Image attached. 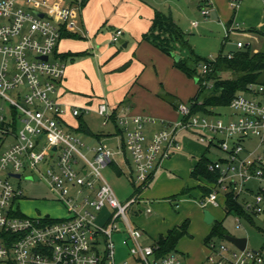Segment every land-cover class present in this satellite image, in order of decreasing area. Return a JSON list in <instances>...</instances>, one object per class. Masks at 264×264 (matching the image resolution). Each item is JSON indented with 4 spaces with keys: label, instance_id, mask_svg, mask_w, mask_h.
Masks as SVG:
<instances>
[{
    "label": "built area",
    "instance_id": "built-area-1",
    "mask_svg": "<svg viewBox=\"0 0 264 264\" xmlns=\"http://www.w3.org/2000/svg\"><path fill=\"white\" fill-rule=\"evenodd\" d=\"M239 2L230 0L233 7ZM209 14L210 9H202V15ZM70 16V6L52 5L49 0H0V147L13 140L0 149V264H131L129 259H117L115 235L121 231L126 233L123 245L138 264H183L177 253L158 257V244L144 245L143 232L132 225L127 211L148 186L159 156L169 158L174 148L181 147L179 133L196 127L211 132L210 139L200 134L201 140L222 152L208 165L217 178L203 205H220V195L226 199L233 195L247 212L264 215L262 83H250L245 92L233 98L229 106L236 116L226 121L220 113H192L191 105L181 102V118L162 120V127L149 142L145 126L158 123L155 117L119 115L117 120L125 128V146L133 159L134 181L141 189L128 201L119 200L103 174L114 152L106 144H87L68 131L62 121L67 109L54 98L67 69V64L55 57L62 36L60 25L72 24ZM122 33L117 29L112 42ZM238 46L243 47L244 42L238 41ZM228 56L233 57V53ZM208 71L210 63L206 62L202 72ZM203 84L212 87L213 81L204 80ZM8 90H17L18 99ZM89 110L75 107L72 113L79 116ZM97 112L104 124L112 118L105 102L99 104ZM250 136L256 137L253 148L244 144ZM9 177L44 181L66 214H25L19 205L23 190ZM121 219L125 228L118 224ZM237 221L240 227L239 216ZM208 247V264H264V254L248 247L230 248L213 240Z\"/></svg>",
    "mask_w": 264,
    "mask_h": 264
},
{
    "label": "crops",
    "instance_id": "crops-1",
    "mask_svg": "<svg viewBox=\"0 0 264 264\" xmlns=\"http://www.w3.org/2000/svg\"><path fill=\"white\" fill-rule=\"evenodd\" d=\"M49 1L52 5L70 6V17L73 21L72 24L60 25L63 35L55 51V57L67 64L66 75L57 84L54 94V98L67 109L63 115V125L87 144L103 143L114 152L113 161L105 168L115 165L118 174L125 175L132 181L134 191L129 200L135 195L138 185L134 181L133 159L125 146V128L118 122L117 117L122 114L155 117L158 123H147L145 126L146 142H149L153 133L162 127V120L177 121L181 118L178 105L187 99L191 100L199 88L196 79L186 76L174 66L172 56L143 40L144 33L152 26L156 10L170 14L181 29L184 14L173 5L178 2L176 0ZM184 3L186 4H183V8L189 7L187 11L190 13L194 12L192 8L196 5L201 14L203 8L210 9L209 16L215 14L220 22L227 24L228 28L232 27L234 35L246 36L260 47L256 52H264V40L258 37L260 33H264V0H240L237 7H233L230 0H184ZM50 18L58 22L54 15H50ZM117 29H122L123 33L114 43L111 38ZM120 41L121 45L118 44ZM158 53L168 63L162 61L160 64L157 61L154 64L153 56H158ZM149 73L151 77L147 78ZM102 102L108 104L112 115L106 125L112 122L113 127L96 133L84 116L91 112L96 113ZM75 107H89L90 110L74 116L72 109ZM81 120L89 131L77 130ZM193 129L179 133L177 140L180 143L182 141L181 151L174 148L169 158L163 159L162 154L159 156L148 186L142 191L139 201L129 209L133 211L136 219V223L132 225L143 232L141 241L144 245L155 244L160 235H166L169 230L186 220L190 221L189 232L194 231L196 225H201L203 218L205 220L204 212L208 209L214 220L202 233L205 236H202L205 245L204 257L186 256V264H208L210 249L208 243L206 244V237L212 224L222 223L227 214L224 209L221 210L222 207L226 208L227 199L220 195V205H203L204 198L210 194L213 181L203 175L194 176L193 171L203 156L209 157L211 147L215 146L207 141V150L198 149L193 143L192 134H196ZM79 133L94 138L96 143L86 141ZM115 139L119 142L117 150L110 147V141ZM119 156L122 157L123 164L117 161ZM108 211L106 209L104 212ZM116 234H120L122 239L126 235L123 231ZM182 239L183 237L177 244L178 251ZM179 255L185 256L183 252ZM131 258L138 264L133 256ZM123 259L129 258L123 257L120 260Z\"/></svg>",
    "mask_w": 264,
    "mask_h": 264
},
{
    "label": "rangeland",
    "instance_id": "rangeland-1",
    "mask_svg": "<svg viewBox=\"0 0 264 264\" xmlns=\"http://www.w3.org/2000/svg\"><path fill=\"white\" fill-rule=\"evenodd\" d=\"M176 1L178 2L173 3V5L177 6L176 8L182 13V15L184 14L183 17L184 22L182 25L183 26L182 29L185 32L186 38L188 39V43L192 48H194L196 54L200 58H202V62H201L202 64L199 65L200 71H202V65L204 64L205 60L215 61L219 58L221 53L223 55H226L231 51L240 50L241 48L238 47V40L243 41L245 44L244 48L242 49H250L252 52H256L258 51V48H260L259 46L255 45V43H253V41L247 38L246 36L239 37L234 35L232 33V27L228 28L227 24L220 22L217 16H215V14H211V16L204 17L201 14V11L199 10V7L197 5L194 6V8H192L194 12L190 13L189 11H187L189 7L185 6V8H183V4L184 5L186 4L184 3V0H176ZM189 5L191 4L189 3ZM193 20H197L198 26L192 24ZM258 37L264 40V33H260ZM121 43L122 42L120 41L118 44L121 45ZM177 50L178 53L186 56L189 54L190 48L183 44H180L177 45ZM153 57H155L154 58L155 60L152 61L154 64L157 63V61H159L160 64L163 62L168 63V60L166 58L161 57L159 53L158 56H153ZM153 69H154V65H153ZM150 72H152V69H150ZM149 75L150 73L148 74L147 78L151 77ZM262 77H264V74L262 75ZM8 94L18 99L17 90H8ZM184 102L190 104L189 99H187ZM216 112L220 113V116L225 121L231 117L233 118L236 116V111L233 108H231L229 105L218 107L216 109ZM84 118L89 123L90 127L96 131V133L107 131L108 129H111L113 127L112 122H110L108 125L104 124L103 117L100 116L97 112L96 113L91 112L90 114H86ZM193 131L196 132V134H192V138L194 140L193 143L197 145L196 147L198 149L201 148L203 150L204 149L207 150L209 144L208 142L205 141L203 142L201 140L200 133L204 134L208 139H210L212 136L211 132L208 131L204 132L201 130V128L198 127L194 128ZM79 134L83 136L86 141L96 143V140H94V138H90V136L86 135L85 133H79ZM11 141L13 140L12 139L9 140V143H11ZM255 142H256V137L250 136V138L246 139L244 144L248 148H253L255 146ZM9 143L1 146L0 149H3ZM117 144H119L118 139L110 141V147L114 150H117ZM180 144L181 147L179 150L181 151L183 149L182 141ZM221 155H222L221 151H219L216 147H211L209 157L212 160L217 159ZM121 158H122L121 156L118 157L117 161L119 162V164H123ZM118 173L119 172L115 165H111L103 169V174L105 175L109 183L113 186L121 202H126L130 197V195H132L134 191V186L132 181L129 180L125 175H120ZM9 178L15 185L19 186L23 190L24 196L20 200L19 205L21 211L24 212L25 214L36 215V214L49 213L54 217L64 216V214H66L64 211L65 207H63L61 203L59 204L54 200V195L52 191L49 189V187L44 181L37 178L35 179H26L24 177L21 179L14 177H9ZM251 198H252L251 196L248 197V199ZM223 209L224 211H226L225 210L226 208L222 207L221 210ZM127 214L131 223L132 224L136 223L135 221L136 219L134 216L135 214L131 209L127 211ZM248 214L250 218L242 214H234V213L225 214L222 220V224L226 228L228 233L239 237H246L248 239L247 247L249 249L259 251L264 254V215L254 214L251 211H248ZM237 216L240 217V221L242 223L240 227L238 226ZM118 224L121 227L124 226L122 219L119 221ZM208 225L210 226V223L208 224L207 222H205L203 218L201 225L199 226L196 225L194 231L188 232V234L183 237L181 243H179V251L177 250L175 251V253L179 255L181 252H183L185 254V256L179 255L183 264H186L187 255H191V256L198 255L204 257L205 245L203 243L202 236L204 235L202 233L205 232V230L207 229L206 227ZM189 226H190V221H189ZM213 226L214 224H212V228ZM211 232L212 229L208 233L207 237L211 234ZM212 240L219 243L221 242L226 243L227 245L230 246V248H234V244L228 241L225 237L215 236L213 237ZM115 242L117 245V259L120 260L123 257H128L131 264H135L133 258H131V255L128 252V249L125 247V245H123L122 237L120 234L115 235ZM123 249H125V252Z\"/></svg>",
    "mask_w": 264,
    "mask_h": 264
},
{
    "label": "trees",
    "instance_id": "trees-1",
    "mask_svg": "<svg viewBox=\"0 0 264 264\" xmlns=\"http://www.w3.org/2000/svg\"><path fill=\"white\" fill-rule=\"evenodd\" d=\"M143 40L150 42L165 54L172 56L174 66L177 69L186 76L197 80L199 84L198 91L190 100L192 113L215 114L218 107L228 106L238 93L245 92L250 83L264 84V77H262L264 74V52H252L250 49L241 48L229 52L233 53V57H229V53L226 55L221 53L215 61L205 60L204 63H210V71L206 73L200 71L199 65L202 64V58L190 46L184 31L174 21L173 17L160 10L155 11L152 26L144 33ZM180 44L190 48L188 55L184 56L178 53L177 45ZM204 80L213 81V86H205L203 84ZM77 130L89 131L83 120H81L80 127ZM210 162L209 157L203 156L195 167L193 175H203L214 182L217 176L209 169ZM140 190L137 187L135 194ZM226 212L227 214H242L250 218L241 202L233 195L227 196ZM188 228L189 221L186 220L183 224L169 230L166 235H160L155 242L159 245L156 256L161 257L169 253H175L179 240L188 234ZM227 234L228 232L223 224L215 222L211 234L206 238V244L215 236L226 238Z\"/></svg>",
    "mask_w": 264,
    "mask_h": 264
},
{
    "label": "water",
    "instance_id": "water-1",
    "mask_svg": "<svg viewBox=\"0 0 264 264\" xmlns=\"http://www.w3.org/2000/svg\"><path fill=\"white\" fill-rule=\"evenodd\" d=\"M39 15L40 16H44V13H40L39 12ZM47 58L48 57H44V59H47ZM17 176H19V175L17 174ZM204 213H205L206 222L212 223L213 220H214V217L211 214V212L208 209H206ZM226 239L228 241L232 242L236 247H238V248H240L242 250H244L247 247V244H248V239L246 237H239V236H235V235H232V234H227L226 235Z\"/></svg>",
    "mask_w": 264,
    "mask_h": 264
}]
</instances>
